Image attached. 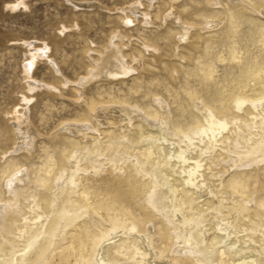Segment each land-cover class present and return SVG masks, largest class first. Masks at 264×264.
<instances>
[{"label": "bare ground", "instance_id": "bare-ground-1", "mask_svg": "<svg viewBox=\"0 0 264 264\" xmlns=\"http://www.w3.org/2000/svg\"><path fill=\"white\" fill-rule=\"evenodd\" d=\"M117 18L142 24L141 39L115 35L100 51L77 82L80 117L48 135L34 169L22 160L44 137L29 115L32 70L49 45L25 44L0 264H264V0H135ZM127 76L123 96L100 91ZM92 83L99 99L84 94Z\"/></svg>", "mask_w": 264, "mask_h": 264}, {"label": "rangeland", "instance_id": "rangeland-1", "mask_svg": "<svg viewBox=\"0 0 264 264\" xmlns=\"http://www.w3.org/2000/svg\"><path fill=\"white\" fill-rule=\"evenodd\" d=\"M23 1L0 0V174L7 158L5 154H10L12 150L13 142L10 137L14 119L11 118V110L15 107L21 108L25 104L22 101V94L26 91L20 86L25 83L24 66L30 61L27 59L29 56L25 45L27 41L39 49H43L44 45L50 46H47L49 52L38 58L32 70L33 78L38 84L30 93L33 100L28 105L29 115L44 137L37 140V152L29 160L27 159V162L23 157L22 160L28 166L32 165L31 168L34 169L41 164L45 156L42 142L49 144L48 135L59 124L80 117L82 107L79 101L82 99L76 86H78L77 82L87 76L91 62L98 59L100 51L106 49L115 35L135 41L141 39L140 36L143 34L142 24L141 26L136 23L128 24L126 27L121 25L117 18L120 11L133 5L135 0H25L27 6L12 5ZM76 3H78L77 7ZM63 25L66 27L61 30ZM147 32H150V28H147ZM161 45L164 43L161 42ZM258 50L259 47L254 48L255 52ZM53 64H57L61 71L59 74L55 70L52 71ZM224 68L222 65L219 67V74L224 72ZM60 74L71 82H65L66 85L58 84L57 79L62 78ZM143 74L145 77L151 75L147 71ZM124 81L102 82L100 86L104 87L100 91L108 89L117 97L123 96L132 84V77L127 76ZM51 83L56 84L58 93L48 90ZM145 83L140 92L134 94L141 102L147 101V98H142L149 90V85ZM183 83L184 79L181 78L174 85L180 87ZM95 85L92 83L85 89V96L99 99L98 85ZM155 89L167 96L162 86H152L151 90ZM50 150H53V145Z\"/></svg>", "mask_w": 264, "mask_h": 264}]
</instances>
